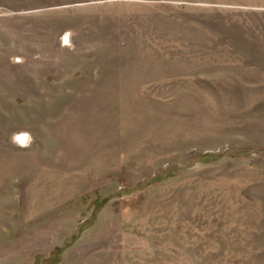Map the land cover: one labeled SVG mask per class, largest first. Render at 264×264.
<instances>
[{"label": "rangeland", "instance_id": "obj_1", "mask_svg": "<svg viewBox=\"0 0 264 264\" xmlns=\"http://www.w3.org/2000/svg\"><path fill=\"white\" fill-rule=\"evenodd\" d=\"M0 264H264V0H0Z\"/></svg>", "mask_w": 264, "mask_h": 264}, {"label": "clouds", "instance_id": "obj_2", "mask_svg": "<svg viewBox=\"0 0 264 264\" xmlns=\"http://www.w3.org/2000/svg\"><path fill=\"white\" fill-rule=\"evenodd\" d=\"M11 140L14 144L18 141L20 146L28 147L33 142V137L31 133L25 131L19 135L14 133Z\"/></svg>", "mask_w": 264, "mask_h": 264}]
</instances>
